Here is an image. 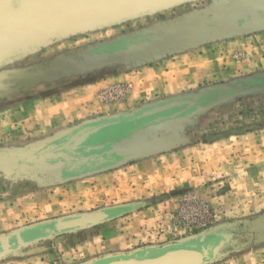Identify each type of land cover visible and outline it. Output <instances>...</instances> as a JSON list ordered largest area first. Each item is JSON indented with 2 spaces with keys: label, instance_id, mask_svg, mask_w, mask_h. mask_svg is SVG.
I'll return each mask as SVG.
<instances>
[{
  "label": "rangeland",
  "instance_id": "374dc122",
  "mask_svg": "<svg viewBox=\"0 0 264 264\" xmlns=\"http://www.w3.org/2000/svg\"><path fill=\"white\" fill-rule=\"evenodd\" d=\"M218 0H197L55 41L0 67V74L175 20ZM264 71V29L65 76L0 97V150L27 149L84 121ZM161 135L177 144L109 171L62 184L40 174H0V236L48 219L149 202L114 220L58 236L0 264H84L107 254L164 246L233 222L257 223L243 245L211 264H264V93L226 102ZM27 236H36L33 231ZM199 247L197 242L187 247ZM161 251L139 253L155 257Z\"/></svg>",
  "mask_w": 264,
  "mask_h": 264
},
{
  "label": "water",
  "instance_id": "95a60500",
  "mask_svg": "<svg viewBox=\"0 0 264 264\" xmlns=\"http://www.w3.org/2000/svg\"><path fill=\"white\" fill-rule=\"evenodd\" d=\"M192 1L197 0H0V67L55 41ZM261 29H264V0H218L205 9L191 11L178 19L67 52L39 66L0 74V97L95 68L129 63L169 50ZM262 93L264 71L149 104L129 114L87 120L30 148L0 150V174L19 178H33L40 174L51 179V184L99 174L163 152L178 143L173 135L154 137L161 131L168 133L175 125L211 108ZM169 112L170 115H163ZM151 117L152 120L116 140L85 147L83 152L86 156L72 158L62 152H50L53 148L51 143L65 138L72 131L77 133L69 139L73 142L71 148L83 145L89 136L123 120ZM68 145L60 149L68 151ZM104 164L108 166L98 168ZM64 172H78V175L64 177ZM148 204L113 205L23 226L0 236V260L40 242L114 220L113 213L117 211H135ZM256 223L257 220L233 222L161 247L147 246L132 252L107 254L84 264H211L224 257L228 250H239L243 245L242 232ZM33 231H38V235L25 239V235ZM193 242H197L199 247H187ZM151 251L161 252L155 257L138 256Z\"/></svg>",
  "mask_w": 264,
  "mask_h": 264
},
{
  "label": "flooded vegetation",
  "instance_id": "af4514ba",
  "mask_svg": "<svg viewBox=\"0 0 264 264\" xmlns=\"http://www.w3.org/2000/svg\"><path fill=\"white\" fill-rule=\"evenodd\" d=\"M173 112V111H172ZM171 112L169 113H163V115H170ZM153 117L151 118H145V119H140V120H133V121H122L117 125H113L110 126L108 128L102 129L100 131H98L97 133L89 136L85 143L81 146H76L71 148L70 146H72L73 142H70L69 139H71L76 133L77 131H72L69 134H67V136L65 138H62L59 141L53 142L51 143V145L53 146V148L50 150L51 153L53 154H57V153H65L66 155L72 157V158H79V157H83L86 156V153H84V149L85 147L89 146V145H96L99 143H104V142H108V141H112V140H116L122 136H124L126 133H128L130 130L140 126L141 124H144L150 120H152ZM65 144H69V150L68 151H64L63 149H60L62 146H64ZM91 153V152H90ZM74 160H71V163H73ZM107 164H104L100 167H107ZM112 170V169H110ZM109 171V170H108ZM77 176L78 172H72V173H63L64 177H71V176ZM33 238V236H26L25 235V239H30Z\"/></svg>",
  "mask_w": 264,
  "mask_h": 264
}]
</instances>
